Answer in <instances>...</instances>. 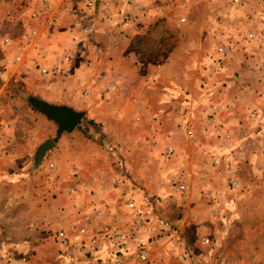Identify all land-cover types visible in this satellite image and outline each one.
Returning <instances> with one entry per match:
<instances>
[{
  "label": "rangeland",
  "instance_id": "obj_1",
  "mask_svg": "<svg viewBox=\"0 0 264 264\" xmlns=\"http://www.w3.org/2000/svg\"><path fill=\"white\" fill-rule=\"evenodd\" d=\"M69 1L81 29L59 53L31 54L0 31V176L25 153L29 168L58 190L52 207L62 208L44 211L27 197V175L0 177V264H264V1ZM103 17L108 31L127 36L118 51L109 34L94 39ZM76 67L80 93L65 78ZM36 89L78 94L83 111L38 163L35 150L54 138L56 123L28 100L39 97ZM143 104L150 115L135 120ZM221 111L237 122H221ZM143 135L160 147L137 148ZM77 160L84 173L71 171ZM194 168L210 172V197V182ZM61 175L68 178L57 182ZM95 178L101 191L83 192ZM219 247L226 260L207 257Z\"/></svg>",
  "mask_w": 264,
  "mask_h": 264
},
{
  "label": "crops",
  "instance_id": "obj_2",
  "mask_svg": "<svg viewBox=\"0 0 264 264\" xmlns=\"http://www.w3.org/2000/svg\"><path fill=\"white\" fill-rule=\"evenodd\" d=\"M80 1L83 4L84 1L83 0H80ZM122 1L123 0H96V3L103 4L104 2H108L109 4H115L116 2L122 3ZM69 2H70L69 0H1L0 4L3 3V5L2 6L0 5V31L4 35L6 33L8 35H11L12 40H16L15 42H19L18 45L22 44L23 46H25V49L29 48V50H31L30 51L31 54L33 53L32 51H34L36 53V55L43 53V52H48V53H52V54L56 53V52L59 53L64 48H66V46H68V44L70 42V40L68 41V36L72 35L79 28L81 29V26L79 25V24H81V22H78V24L76 25V23H77L76 21H78V19H80V17L77 16L74 12L70 11L73 4H70ZM124 3H126V2H124ZM5 8H7V10L10 13L5 12L4 11ZM130 12H133V11H130ZM129 16L132 18L131 13H129ZM102 19H103V22H102L103 28L100 27L95 32H92V34L95 33L94 39H95V41H99V38L102 37V34H105V35L109 34V36H112L115 39L113 44L109 46L110 50L118 51L119 50L118 46H120V40H118V39L121 36H123L126 39L127 36H125L126 35L125 33L121 35L115 29H111L108 31L107 28L109 29V27H107V23H110L111 20L109 18L108 22H107L106 17H103ZM113 19H120V16L118 14H112V20ZM103 25H105V28ZM129 37H131V36L129 35ZM95 44H97V46H95V47H97V49H98L99 48L98 43H95ZM125 46H127L126 43H125L123 48H125ZM49 60L42 59V61H41L42 66L44 65V67L45 66L49 67V64L51 63V61L49 62ZM33 61H34V59L32 60L30 57V59L28 60V68L32 69L33 67L37 66V61H34V63H33ZM66 66H70V65H66ZM118 66H119V62L117 60H114L112 67L117 68ZM134 66H136V65H134ZM119 68H123V67L120 66ZM124 68H127V67L125 66ZM72 72L70 75H68L65 78L68 79L69 83H71V85H73L75 87V89L78 88L77 90H79V93H80V89H81V87H79L80 80H79V77L77 74V73H79V68L76 67ZM76 74H77V76H75ZM49 83H50V86H54V84H55V82H49ZM43 85H45V84H43ZM32 88H34V91H35V87H32ZM67 92L68 91H65V93H64V91H63V93L61 92L60 96H59V95H57V93H54L51 91L43 92V91L37 90V95H39L40 98H42L45 101L50 102V103L65 104V105H69L75 109H77V107L79 108V106L81 107L82 106L81 104L78 106L79 101H80V99H79L80 96H78V94L76 96L68 95ZM191 96L196 97L197 95H194L191 93ZM131 98L134 101H130L129 103L130 104H132L134 102L136 103V101H137L136 98L135 97H131ZM203 98L204 97H202V99ZM130 107H131V105H130ZM130 107H129V109L131 110ZM141 107H143V108H141ZM140 109L142 111L134 114V119L136 120L138 117V121L142 119V115H145V116H146V114L150 115L149 108L147 106H145L144 104L140 105ZM223 111H225V109ZM223 111H221L219 113L221 122H223L226 125L227 124L229 125V123H232V122H234V124H235L237 122L236 120L235 121L228 120L227 116H225V117L223 116L224 114L228 115V114H231L232 112L231 113H226V112L222 113ZM129 113H130V111H129ZM129 116H131V115L129 114ZM154 125H155L156 132H158V134H159L160 131L162 130V123L157 122ZM54 143H56V141ZM153 143L156 145V147L157 146L160 147L157 144V141L149 142L148 137L144 136V135H143V137H139V138L135 139V144H136V146H138L137 148H140L146 152L151 151V149L152 150L158 149V148H155V146L153 147ZM132 147L135 148L134 145H132ZM81 148H82V150L85 149L83 147H81ZM65 151L62 152V155L65 154L64 153ZM21 155H22V153H21ZM21 157L24 158L22 164L19 167L15 165V166H13V168H9V169L5 168V170H3V174L0 176L1 180L3 182L7 181L9 179L14 180V181L15 180L25 181V179H22L21 175H24V176L27 175L26 177L29 178L32 186L30 188H27L28 190L26 191L25 195L27 197H30V196L35 197L37 201H39V202L41 201L42 202L41 207L44 208V211L46 209H48V210H50V209L51 210H60L61 209V211H62V208H57L56 204H55V208L52 207L53 193L54 192L58 193V190L54 189L52 185H49V183H48L49 180L45 176L41 175L40 172L32 171V169H33L32 167L29 168L32 161H28L25 153H23V156H21ZM17 158H20V153L19 154L15 153V155H13L12 160L14 162L12 164H15V161ZM56 159H57L59 166H60L61 165L60 158H56ZM6 160L7 159H5L3 164H9V160H7V161ZM32 160H33V158H32ZM144 161H142V162H144ZM103 162L105 163V161H103ZM107 162H108V159H107ZM108 163L110 164L111 162H108ZM69 164H72V163H69ZM188 164H189L188 168L190 170L191 165L193 163H188ZM73 165L77 166L76 167L77 171H79V168H80V170H82V172L84 173V167H86V166H83L82 161L77 160L76 163L72 164L71 171L74 170ZM109 166L110 167H108V168L110 170H112L113 167L111 165H109ZM160 166H163L162 163H160ZM205 168H207V167H205ZM208 168H209V170L212 169L211 166H209ZM94 169H93V171H94ZM15 171H17V172H15ZM99 174H100V172H99ZM163 174L164 173H162V176H163ZM191 174L193 176L196 175V177L199 176L198 179H200V175L203 174L205 184L208 181L210 182V184L208 186L205 185L209 189V190L205 189L206 194L209 193L208 194L209 197L211 194L213 195V193H211V190L214 187L212 186L213 183L209 180L211 177V176H209L210 172L204 171V170L199 171L198 169L194 168V169H192ZM103 175H105V174L103 173ZM78 176H82V175L79 174ZM35 178H37V182L35 184L36 186L33 184L34 182H32V180H35ZM66 178H68L67 175H61V177L57 176L56 179L58 182V181H63ZM99 181H100L99 178H95L94 180H92V182H90V183L87 182V184L84 187L85 191H83V192L86 193L87 188H89L91 186H95L97 188V191H101V186L99 185ZM41 185H44V186H41ZM21 191L19 192V195L21 194ZM63 194H65L66 196L70 195L67 192L66 193L63 192ZM107 194H109V192H107ZM83 201H85V200H83ZM49 205H50V207H49ZM79 206H80L79 203H77L74 206L72 204H68L67 208L69 210L70 209L77 210V209H79ZM36 207L39 208L38 205ZM84 207H85V205H84ZM209 207H210V205H209ZM212 209L213 208L210 209V218L213 217L212 216ZM212 243H214L215 247H216V243L213 240H212ZM216 250H217V248H216ZM206 254H207L208 258H215V256L218 255L219 260H222V259H223V261L226 260V251H224V249L222 247H219L218 253L214 252V248H210Z\"/></svg>",
  "mask_w": 264,
  "mask_h": 264
},
{
  "label": "water",
  "instance_id": "obj_3",
  "mask_svg": "<svg viewBox=\"0 0 264 264\" xmlns=\"http://www.w3.org/2000/svg\"><path fill=\"white\" fill-rule=\"evenodd\" d=\"M28 100L33 107L56 123L54 138L45 139L35 150L34 160L38 163L46 150L54 145L56 138H58L63 132H70L78 124L83 115V111L65 104L50 103L34 95L28 96Z\"/></svg>",
  "mask_w": 264,
  "mask_h": 264
},
{
  "label": "built area",
  "instance_id": "obj_4",
  "mask_svg": "<svg viewBox=\"0 0 264 264\" xmlns=\"http://www.w3.org/2000/svg\"><path fill=\"white\" fill-rule=\"evenodd\" d=\"M231 1H233V3L234 4H243V3H245V2H247V1H250V0H231ZM264 1V0H263ZM88 2V1H87ZM252 35H253V33H249V37H252ZM219 50H222V51H224L225 49L223 48V47H219ZM43 69V68H42ZM43 71H46L45 69H43ZM113 236L115 237V238H119L120 237V239L122 238L121 236H120V231H116V230H114L113 231ZM142 255H144V254H142Z\"/></svg>",
  "mask_w": 264,
  "mask_h": 264
}]
</instances>
